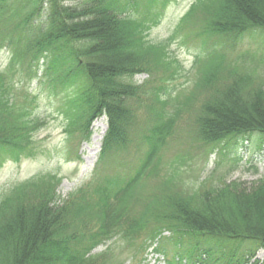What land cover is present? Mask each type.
Returning <instances> with one entry per match:
<instances>
[{"label":"trees","instance_id":"1","mask_svg":"<svg viewBox=\"0 0 264 264\" xmlns=\"http://www.w3.org/2000/svg\"><path fill=\"white\" fill-rule=\"evenodd\" d=\"M16 1L0 0V45L12 53L0 72V154L18 157L31 143L39 122L27 102L16 101L14 76L21 70L37 77L44 59L51 84L75 90L71 124L88 129L107 116L101 158L131 141L133 102L146 101L156 123L140 136L150 147L128 177L107 175L65 199L57 190L61 178L41 175L3 194L0 264H113L114 248L94 253L109 241L115 248L133 247L135 256L155 247L167 264H258L264 250V179L254 187L233 181L203 185L190 194L171 191L159 209L146 200L154 195L138 191L145 176L160 167V153L185 109L193 112L195 133L210 151L226 156L250 143L264 150V77L229 59L230 52L253 45L264 56V0L192 4L181 21L201 16L204 28L196 36L205 55L199 58L195 91L172 116L166 105L173 96L165 82L177 71L159 84L136 80L141 73H155L168 57L165 45L148 38L149 23L157 20L151 8L167 0H144L149 9L140 18L124 15L137 0H82L78 5L27 0L23 13L10 8ZM178 177L177 172L168 177L169 190L178 186Z\"/></svg>","mask_w":264,"mask_h":264},{"label":"rangeland","instance_id":"2","mask_svg":"<svg viewBox=\"0 0 264 264\" xmlns=\"http://www.w3.org/2000/svg\"><path fill=\"white\" fill-rule=\"evenodd\" d=\"M64 1L67 5H78L82 0ZM196 1L167 0L165 5L159 3L151 8L152 12L157 14V20L149 23L148 38L152 43L165 45L169 54L162 64L157 65L160 68L155 69V73H141L136 76V80L139 84L147 81L159 84L164 77L177 71L176 75L172 74L171 80L165 82L166 90L173 96L166 105L169 116L176 113L179 103L186 100L185 97L190 91H195L196 79L202 66L199 58L205 55L203 41L201 37L196 36V33L204 28L201 16L192 21H181ZM135 3H130L124 15L140 18L148 11L149 5L145 4L144 0H137ZM10 8H18V11L23 13L27 9V0H17ZM42 18L45 19L44 16ZM210 40L215 42L214 38ZM256 50L254 45L239 47L229 53L230 62L234 63L238 59L245 67L256 70L264 77V56ZM242 54L247 56L242 58ZM11 57V51L0 45V72L8 68ZM164 63H171V68L167 69ZM45 69L44 59L41 61L37 77L21 70L15 72L16 101L21 105L27 102L29 110L33 111V117L39 123L31 134L32 139L27 151L21 152L18 157L9 152L0 154V197L16 184L41 175L57 174L62 180L57 188L58 193L67 199L79 189L87 188L89 183L96 186L107 175L119 172L128 177L133 174L150 147L140 136L142 133H149V129L156 123L147 102H133L135 114L131 141L122 148L111 149V152H108L111 157L107 155L101 158L109 128L107 116L97 118L88 129L71 124L69 103L75 90L72 87H55L50 82L51 75L46 74ZM143 96L146 99L145 95ZM102 127H105L106 131L101 145L98 146L93 140V135L100 133ZM195 131L193 112L186 109L181 111L160 153V167L140 182L139 193L146 197L154 195L146 198L150 207L159 209L168 198L166 193L171 191H185L190 194L203 185L216 186L233 181H238L245 187H254L264 179V150L250 143L244 147H233L226 156L219 155L218 150L210 151ZM175 172L180 178L178 186L169 190L166 180ZM115 245L113 241H109L106 246L98 247L94 253L112 247L115 251L112 256L113 264H167L164 256L155 252V247L135 256L133 247L128 248L123 244L120 247L118 244L115 248ZM258 259V264H261L264 260V250L258 253Z\"/></svg>","mask_w":264,"mask_h":264},{"label":"bare ground","instance_id":"3","mask_svg":"<svg viewBox=\"0 0 264 264\" xmlns=\"http://www.w3.org/2000/svg\"><path fill=\"white\" fill-rule=\"evenodd\" d=\"M95 126H97V124H95ZM105 131H106V128H105V127H102V130H101L100 133H95V134L93 135V140H94V142H95L98 146L101 145V140L103 139V136H104V134H105Z\"/></svg>","mask_w":264,"mask_h":264}]
</instances>
